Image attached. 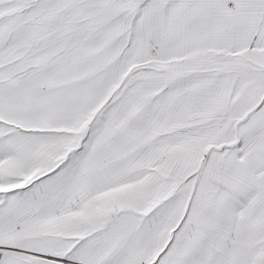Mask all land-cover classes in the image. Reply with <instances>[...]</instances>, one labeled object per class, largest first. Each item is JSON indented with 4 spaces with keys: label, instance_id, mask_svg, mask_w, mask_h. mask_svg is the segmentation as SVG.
<instances>
[{
    "label": "snow or ice",
    "instance_id": "obj_1",
    "mask_svg": "<svg viewBox=\"0 0 264 264\" xmlns=\"http://www.w3.org/2000/svg\"><path fill=\"white\" fill-rule=\"evenodd\" d=\"M0 264H264V0H0Z\"/></svg>",
    "mask_w": 264,
    "mask_h": 264
}]
</instances>
